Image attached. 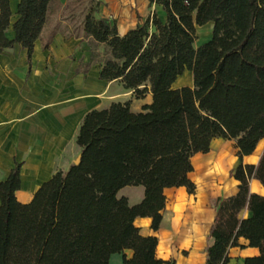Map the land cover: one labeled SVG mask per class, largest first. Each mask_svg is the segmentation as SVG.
<instances>
[{
  "label": "trees",
  "instance_id": "obj_1",
  "mask_svg": "<svg viewBox=\"0 0 264 264\" xmlns=\"http://www.w3.org/2000/svg\"><path fill=\"white\" fill-rule=\"evenodd\" d=\"M10 1L0 0V53L18 44L29 57L59 2L18 0L8 38ZM150 3L164 11V22L153 14L119 35L90 0L82 29L92 52L84 70L96 61L98 79L119 82L136 99L150 93L151 102L139 111L126 100L85 112L75 133L80 162L56 170L28 202L16 197L21 165L15 163L0 181V264H110L113 253L122 254V264H174L156 257L157 238L142 235L134 219L150 217L157 230L163 189L193 193L191 158L208 152L216 138L234 141L240 161L231 176L238 184L212 201L205 264H227L240 237L260 252L243 263L264 264V196L249 186L254 180L264 188V150L256 163L241 162L264 137V0ZM210 22L211 37L196 46L195 27ZM185 70L192 85L173 87ZM125 186H142L140 201L118 196Z\"/></svg>",
  "mask_w": 264,
  "mask_h": 264
},
{
  "label": "crops",
  "instance_id": "obj_2",
  "mask_svg": "<svg viewBox=\"0 0 264 264\" xmlns=\"http://www.w3.org/2000/svg\"><path fill=\"white\" fill-rule=\"evenodd\" d=\"M17 1H10L11 9L16 6ZM96 1L98 15L112 20L119 35L143 24L153 14L161 22L165 20L164 11L159 5L150 3V0ZM58 2L62 6L70 4V0H58ZM13 20L12 17L6 31L8 38L13 37V31L11 32ZM208 24L212 25L211 22ZM51 35L48 48H42V44L47 40L41 44L36 42L29 57L26 49L18 44H14L12 48L0 53V181L6 177L15 163H20L21 185L20 189L16 191L17 199L21 188L29 185L30 193L33 194L35 189L56 171L54 169L56 158L65 150L71 134L76 133L85 112L92 109V107L86 108L97 101V96L94 94L104 91L105 86L107 90L110 89V86L117 82H105L98 79V63L93 61L89 65L90 68L91 65L96 64L92 66L89 74L92 82L82 85L79 75L88 72L89 68L86 71L83 65L90 62L91 51L88 61H85L86 56H84L85 59L81 62L61 60L60 63L58 62L59 66L55 62L56 57L59 58L71 51L78 52L80 58L83 57V54L86 55L89 47L84 39L86 38L90 43V37L84 36L83 29L81 35L71 32L66 34L61 31L51 32L49 36ZM98 47L102 48V46ZM40 57H49L43 63L47 64L48 62V64L57 66L55 73L60 72L62 79L66 78V75L68 76L67 68L71 67L73 72L70 77L74 80H69V78V81H63L60 86L54 85L52 78L40 70L42 64ZM52 65L51 68L55 69ZM183 85H192L191 71L185 70L177 77L172 86ZM118 87H121L122 91H113L112 95L117 98L121 95L123 98L121 101L129 100L130 107H132L133 101L130 97L133 94L132 91L124 89L120 83ZM122 95L127 97H122ZM150 98L151 94L147 93L144 98L135 99L139 106L135 109L141 110L142 105L149 103ZM71 106H76V112L73 116L65 115V111L69 110ZM214 140L210 144L209 151H213L214 147H216L215 151L218 150L219 141H217L218 139ZM56 142L58 144L55 146ZM259 142L251 154L241 158L242 164H254L248 158H253ZM209 151L206 153L208 154ZM224 153V150L210 152L213 155L209 156L204 163L201 162L198 153L195 154L191 158L194 173L198 175L202 170L204 174L215 173L218 162L221 160L220 158H223ZM258 157L259 154L256 153V162ZM239 161L235 163L233 169ZM192 172L189 173V178L195 184L193 193H188L183 186L163 189L166 205L161 211L162 219L157 230L151 229L150 217L134 219V225L139 228L142 235H153L157 238L156 257L163 261L173 260L174 264H205V248L211 243V239H207V234L215 216L212 201L216 197L232 195L236 192L238 184V181L233 178L236 186L230 193L210 196L209 194L213 192L210 188L215 186L216 180L213 177L204 183L200 180H193L190 176ZM257 186L262 188L259 183ZM123 188L117 192V195L127 197L130 204L137 203L142 198L143 194L139 191L131 202L129 196L121 194ZM248 215L249 212L246 209H243L239 214L241 218ZM241 238L238 239V243L242 246L228 249L227 264H244L245 257L242 256V253L248 249H257L247 246V243H242ZM109 263L122 264V254H111Z\"/></svg>",
  "mask_w": 264,
  "mask_h": 264
},
{
  "label": "rangeland",
  "instance_id": "obj_3",
  "mask_svg": "<svg viewBox=\"0 0 264 264\" xmlns=\"http://www.w3.org/2000/svg\"><path fill=\"white\" fill-rule=\"evenodd\" d=\"M57 7L54 13L46 21L43 32L40 38L36 41L37 43L40 42L41 44L42 42L47 40L51 32L61 31V32H65L66 34L68 32L77 33V34L79 33V35L82 34V19H83L84 14L87 12V10L90 7V0H70V4H66L65 6H62V4H60ZM10 8H11V5H10ZM12 17L13 18L16 17L15 7L12 9ZM211 32H212V25L208 23H206L202 27L196 26L195 27V34H196L195 45L196 46L201 45L202 43L206 42L211 37ZM84 41L89 47L87 49L86 55L83 54V57L80 58V55L78 54V52L71 51L69 52V54L62 55L59 58L56 57L54 60H56L55 62H57V65L59 66V63L61 60H72L75 62H81L82 60L85 59L84 56H86L85 61H88L90 57V51L92 52V48L89 46L90 43L86 38L84 39ZM94 49L95 51H98V52L102 50L101 47H96ZM48 58L40 57V63L42 62L40 70H42L43 73L47 74L48 77L52 78L54 85L60 86L63 81L67 82L69 80H74V79H71L70 77L72 76V72H73L71 67L67 68L68 76L66 75V78L62 79L60 72H58L57 74L55 73L57 71L56 70L57 66H54L51 63L48 64V62L47 64L43 63V61H47ZM51 65L55 69H52ZM95 65H96L95 63L91 65L86 74L79 75L81 77L82 85H85V84L88 85L90 84V82H92L91 79L89 78V74L91 72L92 66H95ZM118 85L119 83L117 82L113 83L110 86V89L107 90V87L105 86L104 91L100 93H95L94 96H97L96 103H94L91 106H88L86 109L91 108V107L97 108V109L107 107L113 101V99L117 98L112 95L113 91L114 92L122 91L121 87L119 88ZM122 97H127V96L122 95ZM130 97L133 101V105L132 107H130L131 110L132 111L140 110V109H135L139 106H138V102L135 100L136 98L134 97V95L132 94ZM122 99L123 98H121V95H120L118 96L116 101H121ZM149 102H151V98ZM75 112H76V106H71L69 110L65 111V115L73 116ZM216 139H218L217 141H219V143L217 144L218 150H221V151L224 150L225 153L223 154V158H220L221 160L218 162L219 163L218 168L217 170H215V173L211 172L210 174H204V171L202 170L203 172L201 171V173L197 175L194 173V170H193V172L190 174L193 180H200L201 182L203 181V183L206 181H209L211 177H213L216 180L215 186L212 187L213 189L210 188V190L213 191L211 194H209L210 196H215L218 194H228L233 190L236 184L233 181V177L231 176V171L235 163L239 160L238 157L236 156V148L234 146L233 140H228V139L220 140V138H216ZM216 139L214 141H216ZM57 144L58 142H56L55 146ZM215 148L216 147L213 148L214 149L213 151L212 150L209 151L208 154L207 153L197 154L199 155L202 163H204L208 159L209 156L213 155V154H210V152H218V150L215 151ZM263 150H264V139H262L259 142L257 146V150L253 154V158H248V159L249 160L255 159L256 153H258L260 156ZM77 153H78V146L75 143V133L74 134L72 133L68 140L65 150L60 154V156L56 158L54 169L55 170H66V168L74 161L75 157L77 156ZM28 186L29 185H26L23 188H21L20 192L18 193V201L23 202L22 200H25L24 202H28L31 199L32 193H30V189ZM249 186H250V183H249ZM139 191H141V193L143 194L142 186H125L121 190V194H126L127 196H129L132 202L134 200L133 199L134 195Z\"/></svg>",
  "mask_w": 264,
  "mask_h": 264
},
{
  "label": "clouds",
  "instance_id": "obj_4",
  "mask_svg": "<svg viewBox=\"0 0 264 264\" xmlns=\"http://www.w3.org/2000/svg\"><path fill=\"white\" fill-rule=\"evenodd\" d=\"M251 162L256 163V160L253 159ZM257 185H258L257 181L250 182V192L258 193L259 195L264 196V188H259ZM145 223H147V221H145ZM241 242L248 243V241L244 240V238H241ZM252 255L259 256L260 255L259 249H248L242 253V256L244 257H249Z\"/></svg>",
  "mask_w": 264,
  "mask_h": 264
},
{
  "label": "water",
  "instance_id": "obj_5",
  "mask_svg": "<svg viewBox=\"0 0 264 264\" xmlns=\"http://www.w3.org/2000/svg\"><path fill=\"white\" fill-rule=\"evenodd\" d=\"M80 162V155H77L73 161V164H78Z\"/></svg>",
  "mask_w": 264,
  "mask_h": 264
}]
</instances>
